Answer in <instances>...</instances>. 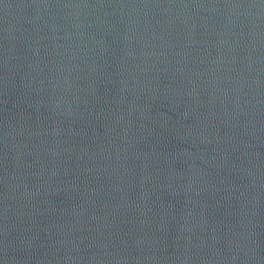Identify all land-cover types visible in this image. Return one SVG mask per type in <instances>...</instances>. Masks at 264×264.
<instances>
[{"label":"water","instance_id":"1","mask_svg":"<svg viewBox=\"0 0 264 264\" xmlns=\"http://www.w3.org/2000/svg\"><path fill=\"white\" fill-rule=\"evenodd\" d=\"M0 264H264V0H0Z\"/></svg>","mask_w":264,"mask_h":264}]
</instances>
